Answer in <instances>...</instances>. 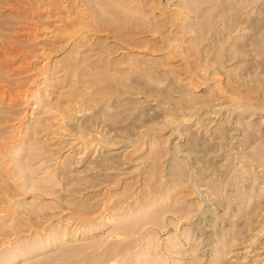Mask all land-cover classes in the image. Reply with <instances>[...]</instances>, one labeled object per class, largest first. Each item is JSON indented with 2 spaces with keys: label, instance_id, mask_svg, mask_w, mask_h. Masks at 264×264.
<instances>
[{
  "label": "rangeland",
  "instance_id": "obj_1",
  "mask_svg": "<svg viewBox=\"0 0 264 264\" xmlns=\"http://www.w3.org/2000/svg\"><path fill=\"white\" fill-rule=\"evenodd\" d=\"M0 264H264V0H0Z\"/></svg>",
  "mask_w": 264,
  "mask_h": 264
}]
</instances>
